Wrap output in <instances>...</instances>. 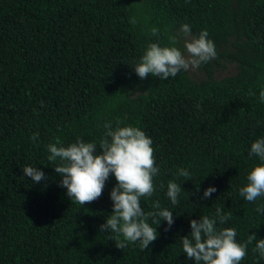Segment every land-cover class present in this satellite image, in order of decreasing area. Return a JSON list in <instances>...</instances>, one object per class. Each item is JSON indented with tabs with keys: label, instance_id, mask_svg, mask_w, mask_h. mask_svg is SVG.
I'll return each mask as SVG.
<instances>
[{
	"label": "trees",
	"instance_id": "1",
	"mask_svg": "<svg viewBox=\"0 0 264 264\" xmlns=\"http://www.w3.org/2000/svg\"><path fill=\"white\" fill-rule=\"evenodd\" d=\"M183 24L193 35L207 30L217 57L167 80L141 79L132 65L148 44L167 45ZM231 66L237 71L221 76ZM261 90L264 0H0V264H195L181 237L218 207L231 217L217 227L235 228L238 242L253 232L264 239V212L256 211L264 198L239 193L260 163L249 152L264 138ZM117 118L152 139L159 174L156 191L141 199L144 211L159 201L174 215L143 251L138 243L117 248L115 234L100 230L113 212L114 175L100 198L81 206L48 161L57 138L99 145L103 124ZM26 166L47 179L33 183ZM170 180L182 187L175 205ZM209 186L216 191L199 199ZM255 243L241 264H264Z\"/></svg>",
	"mask_w": 264,
	"mask_h": 264
},
{
	"label": "clouds",
	"instance_id": "2",
	"mask_svg": "<svg viewBox=\"0 0 264 264\" xmlns=\"http://www.w3.org/2000/svg\"><path fill=\"white\" fill-rule=\"evenodd\" d=\"M131 23L135 24L136 20L133 18ZM150 31L153 36L159 35L158 28L153 27ZM208 36L207 30L198 36L193 35L191 27L183 24L176 33L168 36L167 45L149 43L140 61L132 66L141 79L151 74L167 80L182 71L197 70L217 57L215 43ZM181 42L182 48L178 46ZM259 99L264 103V90L260 91ZM122 124L119 118L105 122L104 136L99 145L78 138L76 142L63 146L57 138L55 143L47 145L48 161L62 177L60 186L67 190V196L81 206L100 198L105 182L114 175L117 183L110 192L113 212L100 230H110L115 234L111 239L117 248L125 249L129 243H138L143 251L157 239V226L162 221H166L169 228L174 224V215L167 208H161L159 201L152 206L155 210L144 211L141 199L150 198L156 191L154 177L159 174L152 139L141 128ZM38 135L34 134L31 139L35 142ZM249 155L258 157L260 163L250 170L247 184L239 189V193L246 201L255 202L264 198V138L252 143ZM23 173L33 183L47 179L45 172L38 167L26 166ZM177 175L185 181L191 178V173L185 168H180ZM181 189L174 180L168 182L166 195L173 205L179 203ZM215 191V186H209L199 199L207 200ZM256 211L264 212V204L258 205ZM230 217L231 213L225 214L218 207L212 218L205 215L198 220L192 219L190 234L181 237L183 253L195 264H241L247 255L248 245L256 241L253 251L264 257V239L257 240L255 232L241 243L236 239L235 228L217 227Z\"/></svg>",
	"mask_w": 264,
	"mask_h": 264
},
{
	"label": "rangeland",
	"instance_id": "3",
	"mask_svg": "<svg viewBox=\"0 0 264 264\" xmlns=\"http://www.w3.org/2000/svg\"><path fill=\"white\" fill-rule=\"evenodd\" d=\"M195 71V70H194ZM237 71V68L234 66L229 67L228 69H225L224 72H219L221 76L233 74Z\"/></svg>",
	"mask_w": 264,
	"mask_h": 264
}]
</instances>
